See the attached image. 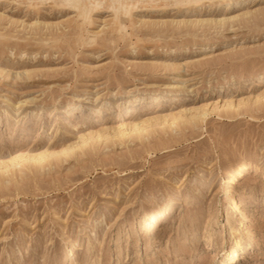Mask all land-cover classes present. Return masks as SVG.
<instances>
[{
    "label": "rangeland",
    "instance_id": "rangeland-1",
    "mask_svg": "<svg viewBox=\"0 0 264 264\" xmlns=\"http://www.w3.org/2000/svg\"><path fill=\"white\" fill-rule=\"evenodd\" d=\"M225 1L0 0L1 157L59 153L0 180V264H264V0Z\"/></svg>",
    "mask_w": 264,
    "mask_h": 264
},
{
    "label": "bare ground",
    "instance_id": "bare-ground-1",
    "mask_svg": "<svg viewBox=\"0 0 264 264\" xmlns=\"http://www.w3.org/2000/svg\"><path fill=\"white\" fill-rule=\"evenodd\" d=\"M64 5L68 6L69 8H74L77 7L78 3L80 0H61ZM240 1H243V0H227L225 2H223V6L224 8L228 9L231 8V6L234 4H237L238 2ZM241 5V4H240ZM67 7V8H68ZM66 8V9H67ZM129 8V7H128ZM215 8V7H214ZM219 9V8H218ZM125 10V9H124ZM84 11V10H83ZM126 11V10H125ZM220 12V11H219ZM84 15V14H83ZM88 17V16H87ZM235 17V16H234ZM233 17V18H234ZM228 18V17H227ZM230 18V17H229ZM228 18V19H229ZM87 20V19H86ZM218 20V19H217ZM219 23H222V22H225L227 21L226 18H220L219 20ZM133 103V102H132ZM77 105V104H76ZM121 105H119L120 107ZM69 109H72L75 107V104H72V105H69L68 106ZM77 107V106H76ZM75 107V108H76ZM98 107V106H97ZM97 107H90L91 111H95L97 109ZM66 109V108H65ZM72 112V111H71ZM90 112V111H89ZM199 114H202L204 115L205 112L202 111V110H199L198 111ZM90 114V113H89ZM69 115V114H68ZM92 116V115H91ZM140 127V124H133V130L135 131H139L138 128ZM121 132H117L115 133V135H121L119 134ZM101 137H107V136H104L103 134H101L100 132H96V139L97 138H101ZM114 137V135H113ZM90 138L93 139V135L92 137L90 136ZM77 147V145H71L69 147H66L63 151H65V153H69L71 151H73L75 148ZM62 151V152H63ZM59 155V153H53V152H50L48 151L47 149L42 151V152H39V153H32L30 152L29 150L27 149H23V150H17L16 152L14 153H11L7 156H4L3 158L1 157V154H0V180H2L4 174H7V175H13L17 172H21L22 170L28 168V167H31V166H39L41 165V162L44 161V159L46 158H50L51 156H57ZM29 162H32L33 165L31 164H25V163H29ZM236 172L237 169L236 167H232V170H230L229 172ZM233 195L231 193H229V198L231 199V208L232 209H236L237 208V205L236 203L233 201ZM177 197H173L169 200H167L166 202H164V204H162L161 206H158L156 209H154L152 211L151 214L149 215H141L140 218L138 219V227H139V230H153L155 225L157 223L160 222L161 220V217L163 215H165L166 213H169L171 212V210L173 209V206L177 203ZM228 200V199H227ZM178 204V203H177ZM238 204V203H237ZM229 210V209H228ZM239 212V211H238ZM235 213V212H234ZM230 214V213H228ZM242 217V216H241ZM249 217V216H248ZM243 219V218H242ZM226 220L228 221V217L226 216ZM239 221V220H238ZM247 223V222H246ZM243 224V223H242ZM239 226V225H238ZM246 231V230H245ZM244 233V232H242ZM241 233V230L240 228H235L233 229L230 234L233 238V241H234V245L235 246H238L239 245V236ZM248 234V233H247ZM250 234V233H249ZM245 236V235H244ZM249 240V239H248ZM79 242V241H77ZM76 242V243H77ZM76 243H72L71 244V248L68 250V251H72L73 249H76L77 248V244ZM249 244V243H248ZM233 246V245H231ZM69 247V246H68ZM231 248V247H230ZM233 248V247H232ZM233 250V249H232ZM232 250L230 249V253L232 252ZM68 253V252H67ZM70 254V253H69ZM229 257V256H228ZM227 257V258H228ZM69 258V257H68ZM231 258V257H230ZM229 258V259H230ZM66 261V260H65ZM228 261V260H227ZM69 263V262H68Z\"/></svg>",
    "mask_w": 264,
    "mask_h": 264
}]
</instances>
